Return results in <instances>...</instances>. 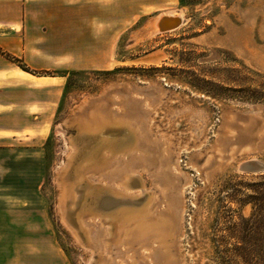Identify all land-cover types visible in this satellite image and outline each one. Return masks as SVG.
<instances>
[{
    "label": "rangeland",
    "instance_id": "obj_1",
    "mask_svg": "<svg viewBox=\"0 0 264 264\" xmlns=\"http://www.w3.org/2000/svg\"><path fill=\"white\" fill-rule=\"evenodd\" d=\"M70 6L68 41L34 26L25 57L8 55L18 77L56 79L22 92L41 134L0 139V264H264V172L240 170L264 163V0ZM163 13L182 25L159 32ZM139 198L172 234L136 239L122 212Z\"/></svg>",
    "mask_w": 264,
    "mask_h": 264
},
{
    "label": "crops",
    "instance_id": "obj_2",
    "mask_svg": "<svg viewBox=\"0 0 264 264\" xmlns=\"http://www.w3.org/2000/svg\"><path fill=\"white\" fill-rule=\"evenodd\" d=\"M15 1L17 3V0ZM70 2L71 0H20L21 10L19 15H14V0H0V32H2L0 35V139L30 137L43 131L44 127L40 124L44 121V110H40L38 102L28 98L22 99V94L52 86L56 78L36 77L20 68L18 77L14 74L17 71L14 68V61L8 55L14 54L20 59L25 57L23 43L31 40L25 30L34 26L61 27V32L57 34L58 41H68L70 28L77 24L78 18L76 17L78 9L70 6ZM36 5L37 8L42 7L41 10H36ZM14 40L21 44V46L17 45L15 50ZM57 54L62 52L59 51ZM37 79L43 82H38ZM19 115L24 118L22 123H19L18 118L15 120ZM31 263L62 264L60 259L54 257L51 259L36 257Z\"/></svg>",
    "mask_w": 264,
    "mask_h": 264
},
{
    "label": "water",
    "instance_id": "obj_3",
    "mask_svg": "<svg viewBox=\"0 0 264 264\" xmlns=\"http://www.w3.org/2000/svg\"><path fill=\"white\" fill-rule=\"evenodd\" d=\"M182 23H183L182 17H175V16L167 17V16L161 14L157 18L155 26L159 32H170V31H173L175 29H178L182 25ZM107 132H109L110 134H114L115 132H118V130L109 129ZM79 137L83 140V142L86 144V146H91V148L92 147L94 148V145H95L94 143L98 142L97 139L100 138V136H96V135L95 136L83 135V136H79ZM100 141H99V144L97 146H100V148L106 147L105 145H103L105 143L102 141L100 142ZM106 142H108V141H106ZM114 142L115 141H113L111 143L113 144ZM240 170H242L244 172H248V173H258V172L262 173V172H264V163H261V162L259 163L256 161H248V162H245L241 165ZM107 197L110 198L111 196H108V195L103 196L100 200V203H102L103 200L106 199ZM126 203H129V202H126ZM118 204L115 201L111 208H117ZM130 204H132V203H130ZM111 208H106V210H111ZM106 210H104V211H106Z\"/></svg>",
    "mask_w": 264,
    "mask_h": 264
},
{
    "label": "flooded vegetation",
    "instance_id": "obj_4",
    "mask_svg": "<svg viewBox=\"0 0 264 264\" xmlns=\"http://www.w3.org/2000/svg\"><path fill=\"white\" fill-rule=\"evenodd\" d=\"M123 204H125V203H123ZM130 212H131V215L125 216V212H124V209H123L122 218H124V220L126 218L128 220L127 223H130V225H132L134 227V228L132 227L130 229V231H133V233L136 232L139 229L137 234H136V239L137 240L138 239H143L144 240L146 238H149V236H147V232L149 234H151L150 236H152L153 233L156 234L155 233L156 231H159V233H157V236H161V237L164 236L165 237L166 235H168L167 234V230L168 229L164 228L167 225V223H165L166 221H161L159 223V221L156 222V220H152V218H151L152 214H150V212L147 211L146 209L138 208V206H136V208L133 207L132 210H130ZM144 223H146V227H144ZM141 227H142V230H143L142 235H140V228ZM160 228L161 229L164 228V229L161 230Z\"/></svg>",
    "mask_w": 264,
    "mask_h": 264
},
{
    "label": "bare ground",
    "instance_id": "obj_5",
    "mask_svg": "<svg viewBox=\"0 0 264 264\" xmlns=\"http://www.w3.org/2000/svg\"><path fill=\"white\" fill-rule=\"evenodd\" d=\"M163 15H165V16H167V17H171V16H175V17H179L178 15L176 16V14H172V13H163ZM29 78H31V79H33V80H36L35 78H33V77H31V76H29ZM37 81L38 82H43V81H41V80H38L37 79ZM101 121V120H100ZM99 122V121H98ZM248 161H256V162H259L260 163V161H258V160H247V162ZM245 163V162H244ZM242 165V164H241ZM240 165V166H241ZM140 184V183H139ZM141 199H143V198H139V199H137V201L136 202H134V201H132L131 203L132 204H134V205H136V206H139V205H141V203H140V201L139 200H141ZM66 200L67 199H63V197H62V201H61V205H62V207H63V209H64V211H66V209L68 210V206L66 207ZM113 201L115 202V201H117V199H113ZM124 201V200H123ZM123 201H121V202H123ZM138 204V205H137ZM110 205L112 206L113 205V203L112 202H109L108 200H104L103 202H102V204H101V207H103V208H108V207H110ZM70 211V210H69ZM69 216H72V213L71 212H69V214H68V216H67V220L68 221H70V222H73L75 219L73 218V217H70L69 218ZM72 219V220H71ZM172 221V220H171ZM76 222V221H75ZM169 222H170V220H169ZM74 223V222H73ZM172 222H170V224H171ZM170 228V227H169ZM173 229H174V226H173V223H172V227L170 228V230L168 231L167 230V234H172L173 233ZM142 232H143V230H142V227L140 228V235H142ZM164 241V240H163ZM144 242V241H143Z\"/></svg>",
    "mask_w": 264,
    "mask_h": 264
},
{
    "label": "trees",
    "instance_id": "obj_6",
    "mask_svg": "<svg viewBox=\"0 0 264 264\" xmlns=\"http://www.w3.org/2000/svg\"><path fill=\"white\" fill-rule=\"evenodd\" d=\"M25 70V69H24ZM25 71H27V70H25Z\"/></svg>",
    "mask_w": 264,
    "mask_h": 264
}]
</instances>
